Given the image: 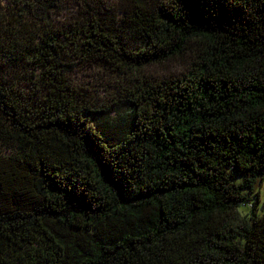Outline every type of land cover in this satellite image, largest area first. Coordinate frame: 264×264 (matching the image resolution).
Masks as SVG:
<instances>
[{"label": "trees", "instance_id": "trees-1", "mask_svg": "<svg viewBox=\"0 0 264 264\" xmlns=\"http://www.w3.org/2000/svg\"><path fill=\"white\" fill-rule=\"evenodd\" d=\"M0 1V264H264V0Z\"/></svg>", "mask_w": 264, "mask_h": 264}, {"label": "rangeland", "instance_id": "rangeland-1", "mask_svg": "<svg viewBox=\"0 0 264 264\" xmlns=\"http://www.w3.org/2000/svg\"><path fill=\"white\" fill-rule=\"evenodd\" d=\"M5 6V1H0V11L3 10ZM158 70V69H157ZM30 71L23 72V71H17L16 69L11 70V80H17V82L20 84L19 89L24 90L21 91L24 94L27 93V91L31 90L32 86L30 85V82L34 81V78L30 75ZM35 77V75H33ZM72 81L75 86L80 87L81 94H83L87 100L92 104H100L104 107L110 104V102H121L123 98V94L121 91H123L120 85L116 82V79H108V73L102 72V70H96L93 68H84L82 70L74 72L72 75ZM113 86L114 88H111L109 86ZM113 107V113L112 116H117L118 114L120 116L125 114V108L123 105H114L112 103ZM0 152L3 154H8L9 150L0 145ZM258 193H259V204L258 209L259 211L262 210V205L264 204V177L258 184Z\"/></svg>", "mask_w": 264, "mask_h": 264}]
</instances>
